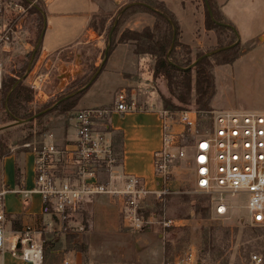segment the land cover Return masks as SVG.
I'll use <instances>...</instances> for the list:
<instances>
[{
  "label": "built area",
  "instance_id": "2783aa9c",
  "mask_svg": "<svg viewBox=\"0 0 264 264\" xmlns=\"http://www.w3.org/2000/svg\"><path fill=\"white\" fill-rule=\"evenodd\" d=\"M8 39L7 32L0 36V41ZM41 64L28 83L35 92V101L45 98L42 85L47 72H37ZM134 109L135 102L129 101L126 91L121 89L115 95L113 107H87L69 112L67 122L72 136L60 141L51 137L49 142L34 149V187L13 190L0 185V264H4L1 257L5 252L24 264H46L42 243L34 235L38 226L22 223L20 230L11 229L4 205V196L9 192L21 194L25 203L32 193H38L40 213L48 217L47 228L56 222L70 225L87 201L101 195L117 197L126 225L140 228L151 222L140 212L143 202L149 196L160 198L168 192L172 164L182 159L190 164L194 190L208 195L212 214L228 217L233 208L230 199L242 197L248 225L264 228V108L213 110L204 132L198 130L196 110L182 109L176 114L162 109L161 147L153 154L154 174L160 179L158 190L147 188L141 178L130 174L120 183H113V173L121 158L109 137V116L114 111L126 113ZM185 140L188 142L184 145ZM103 177L106 180H101ZM161 223L164 228L174 225L171 219H163ZM250 257V264H262L260 256ZM49 264L87 263L64 258ZM167 264L203 263L190 249Z\"/></svg>",
  "mask_w": 264,
  "mask_h": 264
},
{
  "label": "rangeland",
  "instance_id": "374dc122",
  "mask_svg": "<svg viewBox=\"0 0 264 264\" xmlns=\"http://www.w3.org/2000/svg\"><path fill=\"white\" fill-rule=\"evenodd\" d=\"M131 1L133 0H125L120 3L114 14L99 16L104 19L103 27L98 25L97 28L103 34L104 46L101 51H97L91 44L79 47L75 52L80 63L79 72L67 83L64 81L66 79H62L65 76L63 66L67 62H73L75 56L72 53L62 52L58 54L56 61H53V56H48L37 71L43 74L47 72V78L42 85V92L46 94L47 98L35 101L34 90L24 83L32 90L31 101L21 100L19 112H34L43 103L67 91V86L78 83L82 76L91 73L92 65L97 58H99L98 64L94 66L100 67L108 30L109 28L113 30L120 12H123V9L131 4ZM199 1L205 14L204 4L202 0ZM34 2L35 0L32 3ZM120 8L122 9L120 10ZM29 9L30 5H25L22 0H0V36L6 32L9 35L7 41H0V81L2 76L7 75L12 68H16L19 72L21 68H17L24 65L28 59V52L34 50L33 42L37 22L36 16L29 14ZM133 13H126L120 23L119 31L123 21ZM215 48L199 49L197 52L206 53L215 50ZM195 53L196 51L190 54L192 60H194ZM51 61L53 63H50ZM33 65L31 64L30 71ZM60 72L64 75L60 78L62 84L59 85L58 74ZM223 73L218 76V100L228 101L238 108L247 105L253 107L264 105L263 67L259 68L260 77L258 76L250 83L236 80L234 84H231L226 81V72L223 71ZM31 78L32 76L27 81L28 83ZM157 92L159 96L164 95L159 90ZM157 92H154L155 96ZM165 96H169V92ZM127 97L129 101L131 99L135 102L136 108L142 106L140 96L134 99L127 93ZM173 101L180 105L175 98ZM113 105L109 107H113ZM161 109H164L163 106ZM182 109H192L198 112V130L200 132L208 129L211 111L216 110L213 108L198 109L192 101L191 104L172 111L178 114ZM75 110L74 108L70 112ZM68 115L69 112L66 115L53 112L32 122L30 127L16 128L6 133H2L1 130L0 135L6 137L10 150L12 142L22 145L35 143V139H39L42 134L29 142L22 143L21 139L27 131L34 132L42 122L48 126L45 132L55 128L53 131L56 136H54L60 141L62 130L59 127L68 124ZM11 123L13 121H7L5 113L0 109V127ZM187 142L185 140L183 144L185 145ZM171 169L168 192L160 198L149 196L143 202L140 212L151 222L145 223L140 228L127 226L121 201L117 197L107 195L90 200V203L84 205V208L72 218L70 225L66 223L61 226L56 222L47 228V220L40 219L34 235L42 243L44 263H58L64 258H71L87 264H167L192 249L203 264H250V256L253 254L260 256L262 264H264V228L248 225L243 198L230 199L233 208L228 217L215 216L212 214L208 195L194 190L189 162L186 159L175 161ZM33 196L29 201H33ZM20 200L12 194H6L4 196L5 211L12 214L14 209L21 207L22 203L24 204ZM93 209L95 210L93 211ZM94 213L97 214L95 222ZM163 219L173 220L174 225L167 228L162 227ZM1 259L5 264H19V261L11 257L8 252L3 253Z\"/></svg>",
  "mask_w": 264,
  "mask_h": 264
},
{
  "label": "crops",
  "instance_id": "0c3cea01",
  "mask_svg": "<svg viewBox=\"0 0 264 264\" xmlns=\"http://www.w3.org/2000/svg\"><path fill=\"white\" fill-rule=\"evenodd\" d=\"M42 1L45 15L40 51L29 71L30 74L28 73L23 81L28 84L31 74L36 72L39 64L44 63L48 56H53V60L56 61L59 53L67 52L72 53L75 59L63 66L64 78H62L64 73L58 74L59 79H66L64 81L67 83L79 72L80 63L75 54L77 49L85 44H91L97 51H101L104 46L102 32L90 26L91 18L103 14H114L120 3L115 0ZM158 1H162L175 16L180 31L179 41L188 45L191 53L217 46L215 32L205 27V14L199 0ZM214 1L225 18L234 25L241 45L250 44L251 46L233 62L215 65L212 68L215 92L210 100V106L213 109L261 110L264 105L255 107L247 105L238 108L228 101L218 100L217 94L218 76L223 71L226 72V81L231 84H234L236 80L250 83L258 76L260 77L259 68H264V0ZM154 22L155 17L152 14L137 11L123 21L119 33L125 29L141 31L145 27H152ZM98 59L95 60L94 65L98 64ZM154 62V58L149 54L135 53L131 42L117 43L107 57L104 68L81 96L75 109L112 106L116 93L121 89L127 91L134 99L140 96L141 107L126 113L114 111L109 116V137L111 138L114 133L121 134V160L114 170L113 183H120L125 175L130 174L141 178L147 188L158 190L160 179L154 174L153 154L161 147L162 100L157 90L165 95L168 94V88L162 77L153 78ZM58 84H62L61 79ZM154 92H157L156 96ZM45 98H47L46 94ZM10 127L12 126L2 129V132ZM59 128L62 130L61 139L72 136V130L67 123ZM175 128L178 129L180 126ZM54 129L51 128L39 139H35V143H31L29 147L11 141L10 153L0 159V185L13 190L34 187V149L43 142H49L51 137L55 138ZM8 194H12L19 200L21 198V194L15 192ZM32 196L33 201L22 203L21 207L13 210L12 214L6 212L11 218V227L12 220L20 221V225L26 223L33 227L40 223V219L48 220L47 216L40 213V195L32 193L30 200ZM88 203L90 201H87L85 205ZM95 219H97L96 213H94V222ZM98 221L100 222V219ZM18 261L19 264H24Z\"/></svg>",
  "mask_w": 264,
  "mask_h": 264
},
{
  "label": "trees",
  "instance_id": "16d2710c",
  "mask_svg": "<svg viewBox=\"0 0 264 264\" xmlns=\"http://www.w3.org/2000/svg\"><path fill=\"white\" fill-rule=\"evenodd\" d=\"M22 1L25 5H30L29 14H34L36 16L35 20L37 25L35 40L33 42V47L35 48L37 40L44 27V3L39 0H35L34 3H32L34 0ZM207 1L211 8L213 19L204 5L205 27L206 29L213 30L217 36L218 45L215 49L232 45L237 41L238 37L234 25L221 13L214 0ZM121 9L122 8H120V10ZM137 11L152 14L155 17L153 26L145 27L141 31L125 29L119 33L120 23L124 19L126 13ZM103 24V17L93 16L91 18L90 26L93 29L97 30L98 25L103 27ZM179 34V25L175 16L162 1L133 0L131 1V4L126 6L123 9V12L120 13L113 30H110V28L108 30V35L105 39V45L109 46L107 57L117 43L131 42L134 45L135 53L149 54L154 58L153 78L162 77L166 81L169 96L160 95L164 109H181V107L189 105L193 101L198 109L209 110L211 108L210 100L215 92L212 68L215 65L233 62L243 52L248 50L251 45H241L240 41H237L233 46L216 52L210 57L202 58L193 67H190L191 63L201 57L204 52L196 51L194 54V60H192L190 57L191 48L179 41ZM39 51L40 45L35 52L34 50L29 51L27 54V61L22 67L17 68H21V70L17 72L16 69H11L7 75H3L0 87V109L5 113L7 121L14 122L19 119L25 120L31 118L35 114L38 115L26 123L7 128L3 130L2 133L9 132L16 128L25 129L28 126L30 127L32 122L38 121L43 116L53 112L59 115H66L75 108L81 96L90 86L86 87V84L99 68L98 66L92 65L91 73L82 76L78 83L67 86V91L61 95L43 103L41 107L34 112L20 113L18 108L20 107L19 104L21 100L30 102L32 92V90L24 84V79H22V77L26 72L29 58L33 55V65L39 55ZM101 56L104 58V51ZM105 62L103 65H100V72L104 68ZM174 98L180 103V105L174 103ZM47 129L48 126L41 122L34 132H26L21 139L22 143L29 142L34 137H39ZM5 138L6 137L0 135V159L10 153V147ZM111 138L114 150L120 156L121 134L114 133ZM101 180L104 181L106 178L103 177ZM9 219L11 220L10 217ZM20 228V221L12 220L11 229L16 231L20 230Z\"/></svg>",
  "mask_w": 264,
  "mask_h": 264
},
{
  "label": "water",
  "instance_id": "95a60500",
  "mask_svg": "<svg viewBox=\"0 0 264 264\" xmlns=\"http://www.w3.org/2000/svg\"><path fill=\"white\" fill-rule=\"evenodd\" d=\"M203 4L205 5V7H206V9H207V11H208V13H209V15H210L211 18L213 19L212 11H211V8H210V6H209L208 1H207V0H203ZM121 12H122V11H121ZM121 12H120V13H121ZM115 22H116V20H115ZM42 37H43V30H42V32H41V34H40V36H39V38H38V40H37V43H36L35 48H34V52H35V50L37 49V47L40 45L41 40H42ZM173 39H174V38H173ZM237 41H239L238 37H237ZM237 41H236V42H237ZM236 42L233 43L232 45L225 46V47H221V48L215 49V50H213V51H209V52L204 53L201 57H199L198 59H196V60L190 65V67H193V66H194L199 60H201L202 58L210 57L211 55H213V54L216 53V52H219V51H221V50H223V49H226V48H229V47L233 46L234 44H236ZM108 49H109V46L107 45V46L105 47L104 58H103V60H102V62H101V65H103V63H104L105 60L107 59V51H108ZM32 60H33V55H31L30 61H29V63H28L27 69H26V73L24 74V77H23L22 79H24V78L26 77V75L28 74V72L30 71L31 64H32ZM100 70H101V66L98 68V70H97V71L94 73V75L91 77V79L89 80V82L86 84V87L89 86V85H91V83H92V82L94 81V79L97 77V75H98V73L100 72ZM69 96H70V95H69ZM41 113H42V112H41ZM41 113H39V114H41ZM37 115H38V114H35V115H33L31 118H27V119H25V120H21V119H19V120H15V121H14L13 123H11V124H8V125H6V126L0 127V130L6 128L7 126H13V125H18V124L26 123V122L30 121V119L35 118Z\"/></svg>",
  "mask_w": 264,
  "mask_h": 264
}]
</instances>
